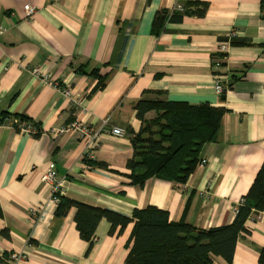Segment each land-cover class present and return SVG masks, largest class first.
I'll use <instances>...</instances> for the list:
<instances>
[{"label":"crops","instance_id":"obj_1","mask_svg":"<svg viewBox=\"0 0 264 264\" xmlns=\"http://www.w3.org/2000/svg\"><path fill=\"white\" fill-rule=\"evenodd\" d=\"M262 1L0 0V112L20 119L0 123V263L23 250L22 264H126L133 223L110 231L102 218L89 242L74 207L56 213L55 185L59 197L125 216L151 205L195 228L229 224L264 159ZM27 4L38 8L30 19ZM179 5L185 12L171 21ZM223 42L228 51L214 68ZM93 69L107 73L102 85ZM217 80L230 86L222 97ZM49 81L69 86L78 106ZM157 97L221 107L216 140L203 145L206 163L185 183L151 177L133 185L127 162L141 127L134 105ZM73 120L102 129L87 155L76 132L49 133ZM29 122L35 132L21 131ZM114 126L125 134L110 135ZM50 164L52 184L43 181ZM245 225L231 263L215 256L211 264H259L264 210Z\"/></svg>","mask_w":264,"mask_h":264},{"label":"trees","instance_id":"obj_2","mask_svg":"<svg viewBox=\"0 0 264 264\" xmlns=\"http://www.w3.org/2000/svg\"><path fill=\"white\" fill-rule=\"evenodd\" d=\"M181 7L170 15L171 21L181 19L185 12ZM162 21L157 15L153 25L155 32L162 27ZM90 74L98 77L100 85L107 75L98 74L94 69ZM134 109L141 127L132 133L133 155L127 162L130 183L142 186L151 177L185 183L201 161L203 145L216 140L223 109L208 103L191 105L162 97L141 98ZM152 111L156 115L147 119V113ZM15 118L20 121L7 112H0V123H9ZM28 125L36 130L33 122ZM242 199V203H237V211L229 224L208 229L195 228L183 221H171L168 212L151 205L134 209L131 216H125L58 196L56 213L63 215L74 207L76 227L89 242L93 240L95 228L102 218L110 222V231L116 227L119 231L132 222L126 245V264H211L215 256L231 263L237 238L247 231L246 221L264 210V159ZM258 262L264 264V246Z\"/></svg>","mask_w":264,"mask_h":264},{"label":"built area","instance_id":"obj_3","mask_svg":"<svg viewBox=\"0 0 264 264\" xmlns=\"http://www.w3.org/2000/svg\"><path fill=\"white\" fill-rule=\"evenodd\" d=\"M176 9L181 10L182 9L181 5L177 6ZM37 10L38 8L35 5H31V4L25 5L23 8L24 18L30 19L37 12ZM262 13L264 15V0L262 1ZM3 31H4V28L0 26V35L3 33ZM228 47H229V43L227 42L226 43L223 42L217 45L215 56L213 57V61H212V66L214 68L215 67L217 68L221 64V62L224 59V56L226 55L228 51ZM32 72L35 74H38V69H33ZM49 83L53 87L57 88L65 97H67L72 102V104L78 106V99L71 93V89L69 88V86H61L60 84L56 82H51V81H49ZM229 87L230 86H223V84L219 80L215 81V84H214V89L219 95L223 93V91H226ZM20 130L25 131V132H31V133L35 132V128L31 125H22L20 127ZM66 131L76 132L77 134L80 135L81 138L85 139V143H86L85 155L89 154L93 148L99 145V138L102 133L101 128L93 129L89 126L82 125L77 120H73L66 126L61 127L59 129H56V130L52 129L50 130L49 133L54 134L55 132L62 133ZM109 134L114 137H121L125 134V130L123 128L114 126L109 129ZM205 163H206L205 159H201V161L199 162V164L201 165H204ZM54 178H55V169H54V166L50 164L43 176V181L52 184L54 182ZM58 188H59V185L53 186L52 198L55 201H58V195H57ZM242 201L243 199L241 198L239 202L242 203ZM236 211H237V208L235 207L234 212L236 213ZM25 258H26V254H25V251L23 250L19 253L11 252L7 256V261H8L7 264H22Z\"/></svg>","mask_w":264,"mask_h":264},{"label":"rangeland","instance_id":"obj_4","mask_svg":"<svg viewBox=\"0 0 264 264\" xmlns=\"http://www.w3.org/2000/svg\"><path fill=\"white\" fill-rule=\"evenodd\" d=\"M215 91H216V90H215ZM216 93H217V92H216ZM224 93H225V91H223V93H221L220 96H221L222 94H224ZM155 115H156V112L152 111L150 114L147 115V119H151V118H153Z\"/></svg>","mask_w":264,"mask_h":264}]
</instances>
